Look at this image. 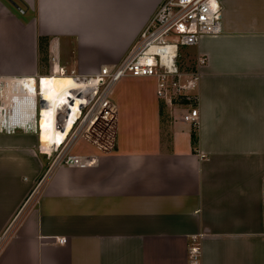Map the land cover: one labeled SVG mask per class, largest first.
<instances>
[{"label": "crops", "instance_id": "1", "mask_svg": "<svg viewBox=\"0 0 264 264\" xmlns=\"http://www.w3.org/2000/svg\"><path fill=\"white\" fill-rule=\"evenodd\" d=\"M162 1L0 0V76L117 64ZM219 3L223 33L187 55L206 59L198 129L154 79L125 77L115 148L75 146L95 166L47 174L37 134L0 132V236L38 193L0 264H188L195 235L203 264H264V0Z\"/></svg>", "mask_w": 264, "mask_h": 264}, {"label": "built area", "instance_id": "2", "mask_svg": "<svg viewBox=\"0 0 264 264\" xmlns=\"http://www.w3.org/2000/svg\"><path fill=\"white\" fill-rule=\"evenodd\" d=\"M18 10L24 13L22 9ZM222 33L223 14L219 0H163L131 49L117 64L102 66L95 74H80L54 64L49 76H70L76 83L82 84L76 89V97L81 94L85 100L70 134L56 146L52 145L50 152L43 150L39 137L38 151L49 162L47 174L59 167L84 169L97 164L94 155L73 153L80 140L102 153L115 148L118 109L112 100V88L125 77L154 79L158 98L171 107L182 105L185 109L183 120L198 129L199 90L206 59L198 58L191 69L183 68L180 62L181 49L196 47L202 39ZM45 77L0 76L1 133L11 135L21 131L40 136L42 111L49 106L43 93ZM24 100L31 101L34 109L30 110L27 103L26 107L22 106ZM66 114L67 104L58 114L56 128L59 131L65 127ZM36 191L30 194L20 212L0 236V253L12 237L13 228L24 209L38 203ZM188 259V264H203L202 235L192 237Z\"/></svg>", "mask_w": 264, "mask_h": 264}, {"label": "bare ground", "instance_id": "3", "mask_svg": "<svg viewBox=\"0 0 264 264\" xmlns=\"http://www.w3.org/2000/svg\"><path fill=\"white\" fill-rule=\"evenodd\" d=\"M44 79L43 93L49 106L42 111L41 125L38 123L41 129L39 137L41 138L43 150L50 152L52 145L56 146L64 137L70 134L72 124L78 117V112L85 99L83 96L81 97V94L76 97V89L82 86V84L76 83L70 76L53 74ZM26 103L30 105V110L34 109V104L29 100H24L21 102V105L26 107ZM66 104L67 114L65 116V127L62 131H59L56 128L59 118L58 114ZM31 116H33V112Z\"/></svg>", "mask_w": 264, "mask_h": 264}, {"label": "rangeland", "instance_id": "4", "mask_svg": "<svg viewBox=\"0 0 264 264\" xmlns=\"http://www.w3.org/2000/svg\"><path fill=\"white\" fill-rule=\"evenodd\" d=\"M138 22H132V34H131V43H133L134 41H135V39H136V37H137V35L138 34H136V32L133 30V29H136L137 27H136V24H137ZM140 23V22H139ZM132 45V44H131ZM121 49V48H120ZM192 49H193V47H183L182 49H181V53H182V58H181V60H182V62L184 63L182 66H183V68H186V69H188V68H192V66L190 65V63H192L193 62V60L191 59V60H189V61H187V55L189 54V53H191V51H192ZM122 51H123V48H122ZM76 55V54H75ZM74 55V56H75ZM181 60H180V62H181ZM102 66H104V65H102ZM101 65L99 66V64H87V65H84V68H82L81 70H77V72L78 73H80V74H95V73H97V72H99L100 71V69H101V67H102ZM112 100L114 101L115 99H113V97H112ZM180 106H182V105H179V106H177V107H174V108H178V107H180ZM173 107V106H172ZM173 109V108H172ZM77 146V149L78 150H80V149H84V151L85 152H87V153H90L91 151H94V152H99L95 147H93L92 145H90L89 143H87L86 141H84V140H80L79 142H78V144L76 145ZM73 153L74 154H76V150H75V148H74V150H73Z\"/></svg>", "mask_w": 264, "mask_h": 264}, {"label": "trees", "instance_id": "5", "mask_svg": "<svg viewBox=\"0 0 264 264\" xmlns=\"http://www.w3.org/2000/svg\"><path fill=\"white\" fill-rule=\"evenodd\" d=\"M193 139H194V142H196V135H195V133L193 134Z\"/></svg>", "mask_w": 264, "mask_h": 264}]
</instances>
